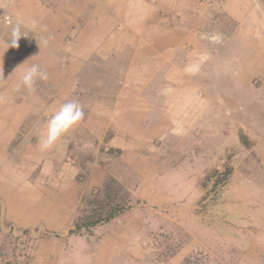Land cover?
<instances>
[{"label": "crops", "instance_id": "1", "mask_svg": "<svg viewBox=\"0 0 264 264\" xmlns=\"http://www.w3.org/2000/svg\"><path fill=\"white\" fill-rule=\"evenodd\" d=\"M9 3L16 8L12 11L16 19L29 25L28 30L30 22L37 21L32 35L17 48L0 40V141L19 139L13 153L21 149L24 157V166L15 167L10 178L0 171V197L4 186L17 191L15 195L6 192L8 200L0 204V225L18 237L36 238L39 229L49 235L47 241L29 240L27 264H129L143 251V239L139 242L137 237L142 221L134 215L75 232L77 171L65 162L67 144L60 138L50 150H39V136L54 112L71 101L75 89L86 93L80 79L86 77L89 63L98 62L99 67L103 62L126 61L130 64L118 74L133 77L143 71L139 59L161 63L156 67L161 86L153 91L161 94L160 103L139 101L135 94L145 90L126 83L115 88L114 102L103 105L97 98L94 113L104 107L107 119L103 125L112 131L106 140L108 148L126 155L134 150L150 154L151 143L160 140L163 154L166 145L186 138L189 145L183 150L196 158L190 165L185 161L165 169L162 165L167 157L161 155V173L151 176L147 166L136 169L143 175L131 192L140 207H165L174 202L183 189L193 187L182 175L198 168L206 174L202 184L207 196L196 204L197 211L222 190L226 199L236 201L242 214L251 211L248 206L253 202L252 213L264 221V0H7L3 4ZM215 8L236 24L230 34L224 31L222 50L213 53L212 43L200 33L189 38L191 44L186 43L180 16L189 23L190 16L197 15V27H206L215 21L208 17ZM155 30H161L157 41L150 36ZM186 44L192 48L181 64L176 50ZM169 49L173 52L167 53ZM44 57L66 62L59 69L44 68L52 86L41 90L36 85L33 93L18 87L23 69ZM165 61L174 62L178 70L169 73ZM255 62L263 64L251 71L243 68V63ZM214 63L218 69H205ZM193 64L199 66L195 73L187 71ZM180 78L184 83L189 79L190 85L179 83ZM59 142L62 153L55 156ZM178 145L175 154L182 153ZM199 148H203L202 155H198ZM219 156L225 159L222 167L214 165ZM130 168L127 173L132 172ZM235 170L237 182L233 181ZM253 247L254 264H264V231L255 235ZM183 251L173 259L182 257Z\"/></svg>", "mask_w": 264, "mask_h": 264}, {"label": "rangeland", "instance_id": "2", "mask_svg": "<svg viewBox=\"0 0 264 264\" xmlns=\"http://www.w3.org/2000/svg\"><path fill=\"white\" fill-rule=\"evenodd\" d=\"M6 1L0 0V40L9 42L10 27L5 23L4 17L8 15L12 23L18 21V18L12 12L16 9L14 5L11 7L12 3L8 5L3 4ZM217 9L215 8V13L208 15L209 19L215 21L210 23V26L205 25L206 27H197V15H191L189 23L185 16H180V26L183 27L182 30L184 31L186 43L192 42L189 38L195 33H200L203 36L206 33L216 34L220 37L219 42H211L208 39L204 40L212 43L211 49L213 53L222 50L220 46L223 41L224 31L230 34V32H233L232 30L236 24L234 21L226 20L223 14L216 12ZM106 19L108 20L107 16ZM214 23H216V26L213 25ZM23 30L29 31L27 28ZM152 34L150 36H155L156 41L157 34L161 38V30H155ZM31 35L32 33L29 32L27 36L21 37L18 45L24 44L23 39ZM190 44H186L188 46H181L176 50L181 55V59H179L181 64L182 60L187 58V52L192 48ZM157 48L158 46L155 45V49ZM155 49L151 48V50ZM169 52L173 51L169 49L167 53ZM4 53H11V50L4 49ZM63 62L65 61H53L44 57L34 64H39L43 69H47L50 66L55 70L56 68H61L63 64L65 66L66 62ZM163 63L167 71L174 74V62L165 61ZM96 64L98 62L94 63V65ZM127 64L129 65L130 63H126V61L103 62L99 67L97 65L94 67L91 63L87 64L85 67L87 69L86 77L80 79V86L86 90V93H79L75 89L76 93L71 95V101H77L83 108V120H87L86 125H81L80 123L68 135L65 134L61 137L62 142L67 144V148H64V153H66L65 162L73 166L75 171H77L74 178V182L77 185L75 201H79V203L75 212L76 219L72 227L74 228V225H83L96 219H101L99 223L103 225L112 221L116 223V221L121 219L124 221L129 215H134L142 221L140 230H138L139 236L137 237H140L139 242L141 238L143 239V243L141 244L143 251L134 256V261L129 260V264H254L257 258L254 254L256 248L253 247V243L255 235L260 231H264V221L259 220V217L255 216L259 215L258 213H252L255 210L253 202L248 206L251 211L242 214L237 210L236 201H232L233 198H229V196L226 199V193L219 190L213 195L214 197H211V201L207 204L203 203L200 206L202 210L197 211L198 208H195L196 204L199 205L207 196L202 184L206 174L201 171L199 172L198 168L190 174L182 175L183 178L189 180V186H196L197 189L193 187L191 189L189 187L183 189L179 195L175 196L174 202L172 201L165 207L148 206L144 208L140 207L136 200L133 199L131 188L138 186L143 175L137 173L136 169L141 170V168L144 169L147 166V169L150 170L148 174L151 173V176L161 173V155L167 157L165 164L162 165L165 169L172 168L177 163L185 161L190 165L191 159L196 158H192L194 153L188 149L183 150V147L186 148L189 145V141L186 138H183V141L182 138H179L180 143L178 141L177 143L171 142L169 145H166L163 154H161L160 140L159 143H151L150 154L134 150V153L126 155L124 151L120 153L112 148H108L106 140L112 131L109 129L105 130L103 125L104 119H107L104 107H102L104 110L99 108L94 113L93 108L96 106L98 100L103 101V105L114 102L115 95L113 92L115 88L121 83H126L127 85L134 86V88L142 86L145 90L138 95L135 94L139 101L149 104L161 102V94L153 93L155 89L158 90L159 86H161V78H159L156 69L161 63L159 65L156 62L142 63L139 59V65L144 66L140 77L118 74V71L120 72L123 68L126 69L125 66ZM243 64L244 69L251 71L256 65L259 67L263 63ZM69 65L73 66L74 64L70 61ZM148 65L151 66L149 67ZM211 65L213 67L210 66L205 69H218V63ZM133 67L135 68L134 64ZM184 80H186L185 83L182 82V78L178 81L179 83L181 81V84L184 86L190 85L189 79ZM167 81L169 82L170 80L167 79ZM52 84L53 81L48 78L47 81L37 80L35 86H39L41 90H47L46 88L51 87ZM98 113L101 115V118L98 117ZM102 136L104 141H99ZM17 140L19 139L0 141V171H2L3 175L7 172L4 175L6 178L12 176L15 167L20 168L24 166L22 150L19 149V153H13V149L18 144ZM61 143L59 142L54 152L55 156L62 153L60 151L62 148ZM178 144L182 145V153L179 151L175 154L176 147L179 146ZM202 150L203 148H199L198 155L201 154ZM144 155L148 156V158L143 157ZM222 157L219 156L215 159V166L219 165L222 167L225 160H222ZM200 159L204 158H198V161H202ZM141 165L142 167H140ZM127 167H131V173H127ZM237 171L235 170L233 173L234 182L239 180ZM5 184L7 187L9 186V179ZM6 192L7 195L10 193L15 195L17 193V191L6 189V186H4V192L2 191L3 196L0 197V204L2 201L8 200ZM256 211L259 210L256 209ZM110 214L112 218L107 219ZM90 227L92 226H82L81 229L78 228L80 230L75 227V232L81 231L84 233L89 231ZM35 236L36 238L31 236L29 238L18 237L17 234H10L5 226L3 230V227L0 225V264H18L20 262L21 264H27L29 261L27 257H30L27 254L29 240L35 242L36 240L47 241L49 238V235L43 229L36 231ZM59 239L62 241L65 238L59 237ZM180 251L184 253L181 254L182 257L173 259L175 254Z\"/></svg>", "mask_w": 264, "mask_h": 264}, {"label": "clouds", "instance_id": "3", "mask_svg": "<svg viewBox=\"0 0 264 264\" xmlns=\"http://www.w3.org/2000/svg\"><path fill=\"white\" fill-rule=\"evenodd\" d=\"M30 24V30L24 31L23 29L28 28L29 25L22 21H16L15 23L9 22V47L17 48L19 46L18 41L21 37L27 36L29 32H34L37 26V21L32 20ZM202 38L208 39L211 42H219L220 40L219 35L216 34L206 33L202 36ZM43 43L46 44L47 41L45 40ZM198 70L199 66L196 64L189 66L187 69V71L192 73H195ZM0 79H3L2 74H0ZM37 80L47 81L48 73L39 64H33L23 69L20 75V83L18 87H23L29 93H33L35 91V84ZM83 118V108L77 101H68L60 105L58 110H56L47 121L45 130L39 136V150L41 152L50 150L63 135L77 126Z\"/></svg>", "mask_w": 264, "mask_h": 264}, {"label": "trees", "instance_id": "4", "mask_svg": "<svg viewBox=\"0 0 264 264\" xmlns=\"http://www.w3.org/2000/svg\"><path fill=\"white\" fill-rule=\"evenodd\" d=\"M109 218H112V215L111 214L109 215V217H107V219H109ZM100 221H101V219H96V220L91 221L89 223H84L83 225L77 224L76 225V228H81L82 226L83 227H85V226H94V225L98 224Z\"/></svg>", "mask_w": 264, "mask_h": 264}, {"label": "built area", "instance_id": "5", "mask_svg": "<svg viewBox=\"0 0 264 264\" xmlns=\"http://www.w3.org/2000/svg\"><path fill=\"white\" fill-rule=\"evenodd\" d=\"M4 19H5V22H10V20H11L8 15H5Z\"/></svg>", "mask_w": 264, "mask_h": 264}]
</instances>
